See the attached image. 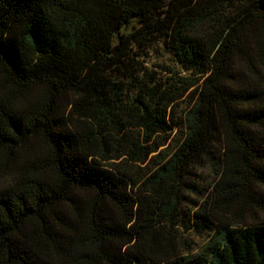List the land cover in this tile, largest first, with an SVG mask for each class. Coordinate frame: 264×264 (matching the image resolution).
Listing matches in <instances>:
<instances>
[{"label": "trees", "instance_id": "trees-1", "mask_svg": "<svg viewBox=\"0 0 264 264\" xmlns=\"http://www.w3.org/2000/svg\"><path fill=\"white\" fill-rule=\"evenodd\" d=\"M262 187L264 0H0V264H264Z\"/></svg>", "mask_w": 264, "mask_h": 264}, {"label": "rangeland", "instance_id": "rangeland-1", "mask_svg": "<svg viewBox=\"0 0 264 264\" xmlns=\"http://www.w3.org/2000/svg\"><path fill=\"white\" fill-rule=\"evenodd\" d=\"M148 68L160 72L161 68H171L177 69L176 63L173 61L172 57L164 50L161 43L155 44L152 51L149 52L147 59ZM162 66L157 68L156 66ZM184 73H181L183 75ZM185 110V104H180L175 112V115L180 118L183 116ZM213 153L215 158L220 156V145L219 141L216 142L213 147ZM219 171L218 161L213 166L203 168V169H194L192 168L187 175V178L184 183L183 197H182V211L186 220H189V223L195 220L194 214L199 211L197 208L193 207L195 202L203 204L204 202H209L211 198V193L213 189L214 181L217 178V173ZM264 194V187L260 189ZM259 216H264V213L260 212ZM264 218V217H263ZM176 236L179 237V248L181 251L188 250L190 254L196 253L201 246L209 241L211 232H196L194 230L185 231L183 228H179L176 232ZM188 244H183L182 240Z\"/></svg>", "mask_w": 264, "mask_h": 264}]
</instances>
